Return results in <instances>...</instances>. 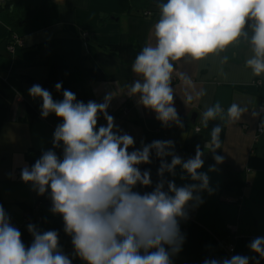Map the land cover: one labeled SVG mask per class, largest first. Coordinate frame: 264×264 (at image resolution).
I'll list each match as a JSON object with an SVG mask.
<instances>
[{"label":"clouds","instance_id":"clouds-1","mask_svg":"<svg viewBox=\"0 0 264 264\" xmlns=\"http://www.w3.org/2000/svg\"><path fill=\"white\" fill-rule=\"evenodd\" d=\"M157 8L155 42L146 44L135 57L131 71L137 78L127 88L128 96L154 112L162 127L184 126L174 106L173 62L182 58L201 61L246 41L250 55L245 68L255 77L264 75V0H166ZM227 60L224 56L221 63ZM180 79L186 89L194 87L187 74L180 73ZM61 88L62 82H57L56 91ZM28 93L42 100L41 118L55 114L62 123L53 132L52 148L43 151L33 165L25 164L20 179L37 195H50V212L62 217L73 252L70 256L60 247L57 230L42 231L32 223L27 231L33 239L26 247L20 230L0 205V264H73L77 258L82 264H173L172 258L186 241L181 221L189 219V209L204 203L202 193L215 192L208 172L218 171L217 165L225 159L216 154L221 149L223 124L213 127L210 142H205V149L209 143L212 146L208 152L215 163L204 172L200 170L205 150L199 144L194 157L186 160L176 153L173 140H141L135 147L134 137L119 129L108 113L111 92L100 103L79 101L67 89L62 100H54L39 84H33ZM205 94L202 90L195 97ZM193 99L185 91L184 104ZM248 111L247 105L234 102L226 115L234 123ZM223 115L221 104L215 103L203 111L201 123L207 128ZM252 115L255 118L258 112ZM100 116L106 125L97 127ZM260 130L264 132V120ZM54 149H62V155ZM153 154L159 160L155 184L151 169L140 168L153 163ZM177 168L181 169L179 178L190 183L177 185L165 176L175 178ZM139 188L152 190L141 192ZM247 247L255 255L210 258L203 264H260L264 236L253 238Z\"/></svg>","mask_w":264,"mask_h":264},{"label":"crops","instance_id":"crops-1","mask_svg":"<svg viewBox=\"0 0 264 264\" xmlns=\"http://www.w3.org/2000/svg\"><path fill=\"white\" fill-rule=\"evenodd\" d=\"M14 0H5L0 8V77L15 91L13 101L0 95V205L9 215L11 223L21 232L22 242L30 246L32 236L27 231L29 223L40 230H54L52 220L43 218L50 215L51 206L37 195L30 184L20 179L21 168L27 164L25 157L28 148L48 150L52 148L53 132L62 123L55 114L41 118L42 100L29 96L28 89L33 84L44 88L50 68L62 67H103L111 72L106 81H90L87 85V99L103 102L106 93L113 98L108 108L115 124L134 137L135 147L140 141L173 140L175 151L183 159L194 157L196 145L205 150V164L200 171L208 172L215 161L205 142L211 140L210 132L217 124H223L221 149L216 154L224 156V162L217 165L218 171L208 172L214 194L202 193L204 203L196 208L192 221H181V230L186 234L182 251L172 259L185 260L195 257L205 259L225 258L223 243L234 242L235 254L247 256L251 253L247 245L258 236H264V132L257 133V124L264 115L255 118L253 111L264 104V75L255 77L245 68V60L250 55L246 41L230 46L220 55H211L204 60L181 59L175 61L172 76L174 106L183 122V128L176 125L162 127L156 114L137 103L135 97L128 96L127 86L137 77L131 65L144 46L154 43L153 27L159 18V3L166 0H144L133 5L132 0H29L28 9H34L26 21L10 18L9 8ZM27 9L21 8L20 20ZM85 34V35H83ZM20 38L23 46L10 52L8 47ZM108 46H116L109 50ZM224 56L226 63H221ZM180 73L187 74L194 87L187 88L180 79ZM78 74H82L81 70ZM69 83H66L68 90ZM206 94L195 97L200 91ZM185 91L192 94L191 103L184 104ZM54 100H62L63 95L52 93ZM247 105L249 111L240 121L231 122L227 109L232 103ZM221 104L223 118L210 121L207 128L201 123V114L207 106ZM35 108L38 117L32 121L25 118V106ZM194 116V117H193ZM191 117L194 119L191 120ZM106 125L102 116L98 125ZM200 131H195V127ZM62 155L61 149H54ZM132 150V149H130ZM177 185L190 183L181 180V169H176ZM244 180L243 186L229 189L225 181ZM142 192V191H141ZM239 195L236 203L229 198ZM40 200L41 208L35 210L34 204ZM58 226L61 248L70 255L73 252L71 237L63 231L60 216ZM228 225H235L236 238L231 239ZM73 264H82L77 258ZM264 264V260L260 261Z\"/></svg>","mask_w":264,"mask_h":264},{"label":"trees","instance_id":"trees-1","mask_svg":"<svg viewBox=\"0 0 264 264\" xmlns=\"http://www.w3.org/2000/svg\"><path fill=\"white\" fill-rule=\"evenodd\" d=\"M28 1L29 0H14L12 6L9 8V13H10V18L14 21H26L30 15H32L34 9H28ZM141 2H144V0H132V4L138 5ZM2 4L0 5L1 8ZM27 9L25 12L24 17L20 20H15L17 17H19V13L21 11V8ZM109 50H116V46H108L107 47ZM81 70L82 74H78L79 71ZM79 70V68H74V67H62L59 65H53L50 68L49 75L47 79L44 82V88L49 90L51 93H56V94H61L63 93V90L66 89V83H69V89L72 92L76 94L77 100L85 102L87 99V88L86 85L90 81H106L109 80L112 77L111 72L107 71L103 67H83ZM57 82H62V88L58 92L55 89V84ZM0 95H2L6 100L8 101H13L17 96L15 91L4 81L3 78L0 77ZM38 117V113L35 110L34 107L30 105L25 106V118L28 121H32L35 118ZM42 150H36L33 148H28L27 151L25 152V157L27 161L29 162L30 165H33L35 161L41 156ZM153 163L150 165H140L141 170L145 169H151V178L155 184L157 181V169L159 167V160L155 158V155L153 154ZM168 162H170V157L167 158ZM167 173L165 174V176ZM244 184V180H231V181H225L223 183V186L225 188L229 189H237L239 190ZM140 191H151V188H139ZM38 200L37 202H39ZM41 201L47 203V206H51V199L50 195H48L46 198ZM36 202V203H37ZM41 202V203H42ZM35 203V204H36ZM41 203L39 206V210L41 208ZM34 204V205H35ZM44 219L47 220H52L51 226L54 227V230H58L59 226V221H60V216L59 215H43ZM63 241H59L60 247L62 245ZM173 264H202V261L198 258L191 257L187 258L185 260H179V259H173Z\"/></svg>","mask_w":264,"mask_h":264},{"label":"built area","instance_id":"built-area-1","mask_svg":"<svg viewBox=\"0 0 264 264\" xmlns=\"http://www.w3.org/2000/svg\"><path fill=\"white\" fill-rule=\"evenodd\" d=\"M4 1L5 0H0V5L3 4ZM83 35H85V34H83ZM21 46H23V41L20 38H14V42L8 47V49H9L10 52H13L16 47H21ZM16 99L21 101L20 97H16ZM258 114L264 115V104H261L258 107ZM198 129L200 131V127H198V126L195 127V131L196 132H197ZM256 132L257 133H261L262 132L260 130V123L257 124ZM239 199H240V196L236 195V196H233V197L229 198L228 201L231 202V203H236V202L239 201ZM40 203L41 202H37L34 205L33 208L35 210L39 209ZM195 212H196V208H195V210L189 209V219L186 222H189V221L193 220ZM236 230H237V227L235 225H228L227 226V231L230 234V237H231L232 240H234L236 238V236H235ZM223 248H224L225 258H230L232 255H234V250H235L234 242H232V243H223Z\"/></svg>","mask_w":264,"mask_h":264},{"label":"water","instance_id":"water-1","mask_svg":"<svg viewBox=\"0 0 264 264\" xmlns=\"http://www.w3.org/2000/svg\"><path fill=\"white\" fill-rule=\"evenodd\" d=\"M193 117H194V116H193ZM193 117H191V120L194 119ZM129 151H131V150H129ZM61 152H62V149H61Z\"/></svg>","mask_w":264,"mask_h":264}]
</instances>
